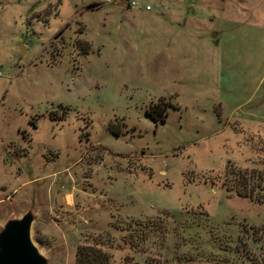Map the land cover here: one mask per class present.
Masks as SVG:
<instances>
[{"label":"rangeland","instance_id":"obj_1","mask_svg":"<svg viewBox=\"0 0 264 264\" xmlns=\"http://www.w3.org/2000/svg\"><path fill=\"white\" fill-rule=\"evenodd\" d=\"M262 147L264 0H0V227L44 264H264Z\"/></svg>","mask_w":264,"mask_h":264},{"label":"water","instance_id":"obj_2","mask_svg":"<svg viewBox=\"0 0 264 264\" xmlns=\"http://www.w3.org/2000/svg\"><path fill=\"white\" fill-rule=\"evenodd\" d=\"M21 49V46H19ZM32 214L7 218L0 227V264H44L45 257L29 237Z\"/></svg>","mask_w":264,"mask_h":264},{"label":"trees","instance_id":"obj_3","mask_svg":"<svg viewBox=\"0 0 264 264\" xmlns=\"http://www.w3.org/2000/svg\"><path fill=\"white\" fill-rule=\"evenodd\" d=\"M149 110H145L146 114H149ZM154 111V110H153ZM154 112L159 113L158 110H155ZM151 117L152 114H149ZM160 120H162V117L160 115ZM264 150V147H262ZM245 175H243L241 172H236V178L240 180L239 185L241 186L243 183V179ZM256 178V177H255ZM258 178V176H257ZM237 180V179H236ZM263 182L261 178L257 179V187H255L254 190L251 189V191H245V190H235V193L240 196H245L249 198L250 200L259 202L262 198H264L263 193L261 190L263 189ZM144 238V233L140 236V239ZM127 257H124L123 264H136L135 262H131ZM74 264H111L108 258V254L106 251L101 249L99 246H96L94 244H88V243H79L77 244L74 252Z\"/></svg>","mask_w":264,"mask_h":264},{"label":"built area","instance_id":"obj_4","mask_svg":"<svg viewBox=\"0 0 264 264\" xmlns=\"http://www.w3.org/2000/svg\"><path fill=\"white\" fill-rule=\"evenodd\" d=\"M131 4H134V1H131ZM145 7H147V6L145 5Z\"/></svg>","mask_w":264,"mask_h":264}]
</instances>
